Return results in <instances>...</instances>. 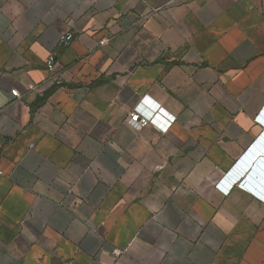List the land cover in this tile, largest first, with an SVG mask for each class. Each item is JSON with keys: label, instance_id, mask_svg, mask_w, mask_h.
<instances>
[{"label": "crops", "instance_id": "crops-1", "mask_svg": "<svg viewBox=\"0 0 264 264\" xmlns=\"http://www.w3.org/2000/svg\"><path fill=\"white\" fill-rule=\"evenodd\" d=\"M263 160L264 0H0V264H264Z\"/></svg>", "mask_w": 264, "mask_h": 264}, {"label": "built area", "instance_id": "built-area-1", "mask_svg": "<svg viewBox=\"0 0 264 264\" xmlns=\"http://www.w3.org/2000/svg\"><path fill=\"white\" fill-rule=\"evenodd\" d=\"M160 9V6H156L152 10L159 11ZM72 40L73 34L70 31H67L59 35L56 45L57 47H67L72 42ZM102 42H104V40ZM44 66L48 72L52 73L55 71L57 66V59L56 52L54 50L51 51L46 57L44 61ZM10 92L12 96L19 95L17 89H11ZM158 109L159 105L144 96L128 114L127 123L135 129H141L148 125H152L161 131H165L172 123V119L174 117L172 115H167L170 118L169 120L160 121V118H163L164 116L159 115ZM159 110L162 111L161 108Z\"/></svg>", "mask_w": 264, "mask_h": 264}, {"label": "water", "instance_id": "water-1", "mask_svg": "<svg viewBox=\"0 0 264 264\" xmlns=\"http://www.w3.org/2000/svg\"><path fill=\"white\" fill-rule=\"evenodd\" d=\"M263 171H264V160L262 161L261 164L258 165V167L255 169L254 172L257 176H261V172Z\"/></svg>", "mask_w": 264, "mask_h": 264}]
</instances>
